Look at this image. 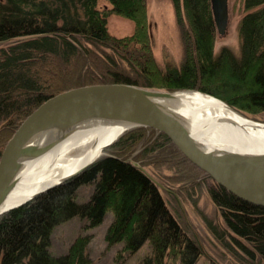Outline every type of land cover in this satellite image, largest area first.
Returning <instances> with one entry per match:
<instances>
[{
  "label": "trees",
  "instance_id": "16d2710c",
  "mask_svg": "<svg viewBox=\"0 0 264 264\" xmlns=\"http://www.w3.org/2000/svg\"><path fill=\"white\" fill-rule=\"evenodd\" d=\"M0 0V155L20 123L61 91L89 84L130 83L166 90L198 89L242 112H264V0H243L240 50H215L218 32L211 0H171L182 57L160 65L148 30L147 0ZM134 21L131 34L116 36L108 15ZM162 131L133 127L120 134L79 174L0 214V264H91L87 236L67 252L51 249L54 229L74 218L98 226L107 211L109 245L134 253L148 243L139 264H195L202 249L182 227L160 186L133 160L178 170L176 192L205 188L224 227L207 225L239 264H264V206L215 183ZM175 170V171H176ZM177 172V171H176ZM92 185L90 197L76 200ZM181 192V193H180ZM172 196V195H171ZM182 196V195H181ZM176 199L175 196H173Z\"/></svg>",
  "mask_w": 264,
  "mask_h": 264
},
{
  "label": "water",
  "instance_id": "95a60500",
  "mask_svg": "<svg viewBox=\"0 0 264 264\" xmlns=\"http://www.w3.org/2000/svg\"><path fill=\"white\" fill-rule=\"evenodd\" d=\"M211 1L215 24L218 32L223 34L229 23V0ZM180 91H197L217 98L197 89L164 90L121 82L77 86L47 98L25 117L1 150L0 214L79 174L97 157L24 201L5 206L4 203L23 176L22 170L27 160L40 156L79 130L102 126L121 127L124 132L138 126L162 131L181 153L206 171L215 183L246 201L264 206V149L241 150L225 147L221 143H204L194 134L191 116L181 111L176 102ZM217 99L250 118L223 99ZM251 119L255 126L264 127V122ZM118 137L108 145L115 143ZM133 164L158 186L165 187L151 176L140 161H133Z\"/></svg>",
  "mask_w": 264,
  "mask_h": 264
},
{
  "label": "rangeland",
  "instance_id": "374dc122",
  "mask_svg": "<svg viewBox=\"0 0 264 264\" xmlns=\"http://www.w3.org/2000/svg\"><path fill=\"white\" fill-rule=\"evenodd\" d=\"M228 3L229 23H227L228 26L225 33L217 34L216 44L214 46L216 51H220L223 46H229L237 53L240 50L238 24L243 15L242 12H245L244 5L243 0H229ZM99 4L102 7H107V9L112 7L108 0H100ZM172 5L171 0H147V28L151 37L155 59H157L160 65L166 62H179L181 60L180 57H182V45L179 37L180 31ZM133 28L134 21L130 18L117 13H110L108 15V29L112 34L116 36L128 35L135 30ZM244 114L257 121L264 122V112H244ZM140 163L147 168L151 176L163 183L165 187H160L162 196L172 210V213L176 215L175 217H177L182 227H185L197 238L202 252L197 257L198 259L195 264L241 263L226 246L215 240L214 235L207 226L213 224L223 228L224 222L220 209L213 204L214 202L205 188L196 185L195 192L191 195H188V190L183 189L181 190L182 193L180 192L181 196L175 190L181 182L179 183L173 180L175 175H178V170L169 165H165L159 169L155 166L145 165L142 161ZM79 190V195L76 200L84 202L90 197L93 186L85 185ZM111 219H113V213L107 211L104 220L98 226L89 227L86 220L74 217L54 229L51 249L56 254L67 252L69 246L72 244L71 242L78 236H87L89 237L88 253L91 258V264H139V260L149 253V244L145 243L141 249L134 253L124 251L123 243L120 242L109 245L106 242L105 235L112 221ZM176 264H180V262L177 261Z\"/></svg>",
  "mask_w": 264,
  "mask_h": 264
},
{
  "label": "bare ground",
  "instance_id": "6f19581e",
  "mask_svg": "<svg viewBox=\"0 0 264 264\" xmlns=\"http://www.w3.org/2000/svg\"><path fill=\"white\" fill-rule=\"evenodd\" d=\"M177 104L190 115L194 134L201 140L221 143L233 149H264V127L255 126L252 119L228 108L223 101L197 91H180ZM121 127H91L79 130L46 150L40 156L27 160L22 178L11 192L5 206L17 204L37 191L71 174L104 152L121 131ZM96 158V159H97Z\"/></svg>",
  "mask_w": 264,
  "mask_h": 264
}]
</instances>
